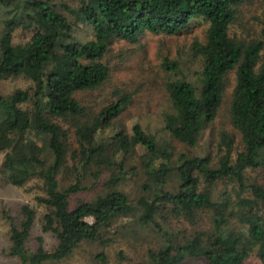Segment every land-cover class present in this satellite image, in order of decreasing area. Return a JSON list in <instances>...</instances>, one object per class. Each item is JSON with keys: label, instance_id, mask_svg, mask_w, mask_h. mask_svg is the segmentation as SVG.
Listing matches in <instances>:
<instances>
[{"label": "trees", "instance_id": "trees-1", "mask_svg": "<svg viewBox=\"0 0 264 264\" xmlns=\"http://www.w3.org/2000/svg\"><path fill=\"white\" fill-rule=\"evenodd\" d=\"M243 1L0 0V82L24 78L33 85L0 95V177L15 187L32 178L44 182L46 196L37 198L45 208L41 231L56 239L51 251L41 238L34 251L26 247L36 213L23 205L17 220L5 214L10 221L8 256L19 264L61 262L81 244L100 241L102 231L116 221L139 213V224L155 228L162 244L133 264H245L252 252L264 264V176L247 177L248 172H264V16L257 39L231 36ZM197 19L208 27L204 41L190 47L196 69L187 74L175 59L161 64L171 110L161 131L135 123L130 132L113 128L104 138L103 124L115 120L131 97L116 93L114 102L94 113L77 96L109 78L102 62L109 48L117 41L135 43L145 33L176 35ZM78 26L89 27L93 39L77 40ZM18 34L25 37L15 43ZM230 71L236 78L226 111L230 130L219 135L216 161L174 154L169 139L193 148L214 122ZM136 147L144 151L136 205L118 189L72 204L88 174L107 172L113 186L127 179L125 166ZM63 169L75 182L60 188L57 176ZM164 214L190 225L207 216L210 234L194 232L182 243L174 242L156 221Z\"/></svg>", "mask_w": 264, "mask_h": 264}, {"label": "rangeland", "instance_id": "rangeland-1", "mask_svg": "<svg viewBox=\"0 0 264 264\" xmlns=\"http://www.w3.org/2000/svg\"><path fill=\"white\" fill-rule=\"evenodd\" d=\"M55 3H66L67 0H52ZM93 4V0H88ZM264 16V0H244L238 6L235 21L230 26L231 36L243 41L257 39L260 30V20ZM208 24L200 19L190 23L189 28L176 35H153L145 33L135 43L117 41L108 50L102 62L109 67L110 74L106 82L98 89L80 93L77 98L88 110L98 113L103 107L117 99L116 93L131 97L125 110L111 123L103 124L104 138L112 135L113 128H125L130 132L135 123L160 132L164 127L168 115L171 114L167 95L162 84L164 72L161 64L165 58L178 60L185 73L191 74L197 64L190 58V47L194 41L203 42ZM74 36L81 42L93 39V32L89 27L78 26L74 29ZM23 34L15 36V43L24 38ZM235 72L230 71L225 78L223 105L213 123L205 127L197 145L193 148L169 139L174 154H185L196 157H212L217 159L216 144L221 131L230 130L227 121V106L231 92L235 86ZM32 83L24 78L8 79L0 82V95L7 97L16 90H29ZM173 121V120H171ZM203 115H201V122ZM174 123V122H172ZM71 131H73L71 129ZM72 148H76L74 135L70 136ZM106 142V141H105ZM235 149L241 145L236 139ZM143 149H136L129 156L125 169L128 178L113 186L108 183L107 172L98 177L87 175L82 187L83 190L73 196L72 204L77 200L94 201L98 196L118 189L126 193L130 201L136 205L141 195V184L144 180L140 167V156ZM4 155L0 154V166ZM133 168V169H132ZM132 169V170H131ZM94 172V170H92ZM57 176L60 188L73 184V176L62 170ZM95 173V172H94ZM96 175V174H95ZM264 176L263 171L248 172L247 177L255 180ZM224 188L218 185V189ZM229 189V187H228ZM46 196L44 182L39 178H32L21 187L6 184L0 177V264H19L16 258L8 256L10 221L6 215L19 217V210L23 205L30 206L36 213L33 228L27 240L26 247L34 251L39 246L38 238L44 249L51 251L56 245V239L50 233L41 231V218L45 212L37 198ZM6 214V215H5ZM138 214L115 222L110 230H103L100 241L81 244L73 254L57 263L49 264H133L146 258L148 249L156 250L161 244V235L152 226H141ZM156 218L157 223L167 232L171 240L182 243L194 232H201L205 236L210 234V224L207 216H202L197 224L190 225L182 219H175L170 215ZM91 219H89L90 221ZM191 264H203L195 261ZM245 264H260L252 252Z\"/></svg>", "mask_w": 264, "mask_h": 264}]
</instances>
